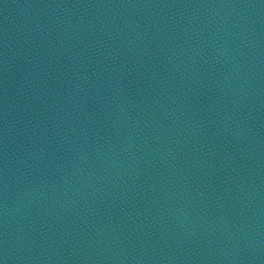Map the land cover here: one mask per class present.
Wrapping results in <instances>:
<instances>
[{
    "label": "water",
    "instance_id": "water-1",
    "mask_svg": "<svg viewBox=\"0 0 264 264\" xmlns=\"http://www.w3.org/2000/svg\"><path fill=\"white\" fill-rule=\"evenodd\" d=\"M3 264H264V0H0Z\"/></svg>",
    "mask_w": 264,
    "mask_h": 264
},
{
    "label": "snow or ice",
    "instance_id": "snow-or-ice-1",
    "mask_svg": "<svg viewBox=\"0 0 264 264\" xmlns=\"http://www.w3.org/2000/svg\"><path fill=\"white\" fill-rule=\"evenodd\" d=\"M0 264H3V262H2V261H0Z\"/></svg>",
    "mask_w": 264,
    "mask_h": 264
}]
</instances>
